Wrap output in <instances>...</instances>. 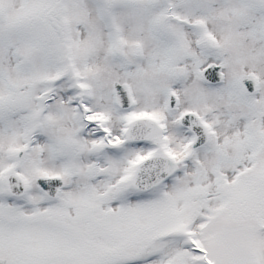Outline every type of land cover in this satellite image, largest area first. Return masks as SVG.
Masks as SVG:
<instances>
[{
    "label": "snow or ice",
    "instance_id": "1",
    "mask_svg": "<svg viewBox=\"0 0 264 264\" xmlns=\"http://www.w3.org/2000/svg\"><path fill=\"white\" fill-rule=\"evenodd\" d=\"M0 264H264V0H0Z\"/></svg>",
    "mask_w": 264,
    "mask_h": 264
}]
</instances>
